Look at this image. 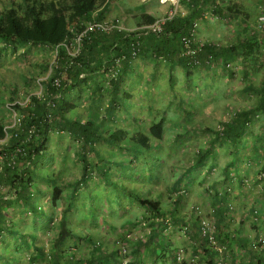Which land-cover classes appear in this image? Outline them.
<instances>
[{
  "label": "trees",
  "instance_id": "obj_1",
  "mask_svg": "<svg viewBox=\"0 0 264 264\" xmlns=\"http://www.w3.org/2000/svg\"><path fill=\"white\" fill-rule=\"evenodd\" d=\"M108 1L0 0V40L5 42L3 49L10 47L13 51H17L21 45L28 46L27 52L34 46L58 49L56 66L52 67L49 79L45 80L42 93L31 95L26 105L15 104V109L20 111L19 123L14 128L8 129L0 122V264H18L15 253L10 250L12 248L10 235L21 241L16 245V249L34 247L36 249L34 259L44 254V249L34 244L35 233L24 232L17 216L23 217L26 210H30L34 217H40L42 222H45L46 217L51 221L53 216L45 213L44 209L49 205H57L66 198L64 187L69 183L59 175L48 174L41 167L48 164L53 157L50 143L55 133L59 134L60 138L68 135L77 140L79 143L77 153L83 161L82 176L72 185V190L68 193L67 205L63 208L61 218L58 219V235L55 240L57 247L70 245L68 244L70 240L90 241V234L80 238L81 234L72 224L69 210L75 206V196L81 186L85 187L91 198L89 204L95 207L93 201L100 198L90 194L88 182L96 173L101 178L102 190L107 191L111 188L112 193L106 194L118 201L120 208L124 204L123 197L132 204L142 206L148 214L138 219L135 225L140 220H149L151 237L146 243H133L134 253L139 255L143 244L144 247H149L153 243L154 249H161V253L163 250L166 255L173 254L174 250H169L171 244L168 247L164 245L167 240L166 235L163 234L164 225L156 219L169 214L175 223L186 220L187 215L183 217L184 214L179 211L186 195L181 194L164 202L160 194L150 185L156 176L155 163L162 160L160 141L166 135L167 119L151 118L150 124L145 126L143 117L132 111L137 106L132 101L131 95L122 88L126 71L133 61L130 55L131 42L136 33L134 31L91 32L83 39L80 53L72 56L67 48L82 25L93 19V13L102 9ZM200 1L194 3L196 5L190 15H180L169 21L161 34L172 33L181 41L182 35L189 30L200 13L201 8L198 7ZM206 1L209 3V0ZM241 8L243 6L239 7L234 3L225 7L232 15L234 12H241ZM97 17L101 19L102 15ZM155 20L152 18L146 23ZM249 28L250 26L244 28L246 34ZM152 36L157 35L142 38L140 55L146 51V44ZM258 37V41L252 44H255L259 51V47L264 46V37ZM247 38L253 39L256 36ZM225 47H229V44L215 48L207 47V52L213 53L214 59L212 65L205 67L220 70L221 65L225 70H233L234 67L233 69L227 67L229 61L224 62L225 60L221 58ZM233 50L234 48L231 51ZM252 54L244 52L243 58L246 63L243 75L247 73L246 78L251 86L246 91L256 94V103L248 104L239 110H232L227 119L209 132V135L214 137L208 140L207 149L199 150L197 157L195 156L197 165L195 168L200 169L210 157L217 154V146L219 144L220 147L223 146L232 157L224 172L228 180L233 177L230 170L236 171L237 165L242 164L241 160L255 164L264 153V133L260 135L252 133L253 136L255 135L253 148L247 149L248 136L253 132V125L264 114V79L260 83L252 80L254 72L261 67L260 60L264 54L261 55L260 52ZM155 55L159 57L163 54L159 52ZM117 57H123L122 63L117 74L111 76L110 68L115 65ZM180 59L191 70L203 68L190 67L181 56ZM234 72H231L232 75ZM56 80L59 81V85ZM5 85H9V82L6 81ZM84 115L85 119H83ZM260 172L264 173V168ZM260 172L257 173L254 182L264 181V177L259 178ZM245 179L249 178H241L240 184L247 187ZM41 180L50 183L47 187L50 191L49 198L45 203L40 202L41 196L46 192L38 183ZM2 189L4 190L1 191ZM222 199L228 209V196H223ZM193 223L195 224V221ZM27 237H30L31 243ZM97 249L98 247L94 248ZM100 249L98 254L86 259L85 264L117 262L114 244L112 255L103 243ZM72 262L71 259L63 257L61 252L54 254V260L51 261L54 264H72ZM76 264L83 262L78 259Z\"/></svg>",
  "mask_w": 264,
  "mask_h": 264
},
{
  "label": "rangeland",
  "instance_id": "obj_2",
  "mask_svg": "<svg viewBox=\"0 0 264 264\" xmlns=\"http://www.w3.org/2000/svg\"><path fill=\"white\" fill-rule=\"evenodd\" d=\"M259 3H264V0L258 2L256 10ZM224 23L227 24V26H234L236 22L235 20H228V22L225 21ZM4 46V40H0V100H2L0 101V122L3 123L6 128L12 129L19 123L20 111L19 109H15V104L26 105L29 102L31 95H40L42 93L43 88L45 87V80L49 79V76L52 73V67L56 66L58 49L48 46H34L29 48L30 51L27 52L26 50L28 46L21 45L17 51H13L10 47L8 49H3ZM68 47L70 50H73V42H71ZM261 55L263 54L261 53ZM236 62L239 61L237 60ZM260 64L261 67H258L257 72H254L252 77V80L256 83H260L264 79V57H261ZM233 65H237V63L233 62ZM204 67L205 66H203V68ZM221 70V77L218 79L223 85L217 88L218 93L216 96H218V99L216 101L215 98L211 103L207 104L205 110L208 114L212 113V115H216L215 119H208L211 125L207 128L212 130H215L220 122L227 119L232 110L256 103L257 100L256 94L252 92L246 91L247 93H239V91L243 89L242 84L245 79L242 73L235 74V71V75H229V70L226 71L225 68H221ZM202 73L201 70L200 75L195 78V84L192 87V90L196 92L194 93L196 96L189 97L187 101H185L186 106H188V108L192 106L195 111L191 110V113L183 112V108H179L177 103H172V105L167 108L168 104L165 101L164 104L157 105L158 110H155L154 114L151 113L150 110L149 112L145 111L143 113L145 126L149 125L150 121L153 119L150 118L152 114L153 117L159 118L164 112L167 113L165 115V117H168V119L166 118V135L164 139L160 141L162 160L155 163L156 176L155 179L151 181L150 185H152L154 190L160 194L159 196L164 202H168L172 197L177 198L178 195L185 194L186 197L179 210L180 213L184 214L182 215L183 217L186 216V213L188 212L187 208L183 209V207H187L186 205L190 204L188 201L189 198L187 197V195H189V186L193 196H197V192L203 187H215V185H212V182L215 181L218 182V187H225L224 190L219 189L224 192L230 188L233 190L232 186H237L235 185V178L233 182H231V180H227L225 183L223 182L225 179L222 177L224 173L221 168L224 164L229 162L232 157L227 149L223 148V146L220 147V144L217 146V154L214 156V159L220 163L221 168L216 167L215 169H210L206 165L202 166L200 169L195 168L196 166L193 168L189 167L191 161L197 154V150L190 146L192 141H188V134H185L187 132V125L185 123L187 121L184 120L183 113L188 114V116L189 114L192 115L193 112L199 114L197 108L202 105L199 98L206 100L211 96L210 93H203L204 88H202V83L200 84V82L202 80L201 78H205L204 74L206 75V73ZM212 77L214 78V76ZM162 80L164 81L165 79ZM6 81L9 82V85H5ZM172 81L175 82V86H177L179 80L175 78L172 79ZM226 81H228V83ZM164 84L166 85L165 82ZM164 84H160V87H165ZM176 88L180 92L179 88ZM179 92L178 94H180ZM187 94L192 93L187 92ZM163 96L166 98L169 97V91L166 89L162 91L159 88L157 98ZM216 96L213 95V97ZM163 107H165L164 112H162ZM204 108L205 106L200 110L202 111ZM85 118L86 116L84 115L83 119ZM261 129H264V114L262 118H258L255 121L252 128L253 132L248 136V142H253L256 134H263L264 130L261 131ZM252 133H255V135L253 136ZM54 135L55 136L52 137L50 143L53 157L48 164L42 165L41 167L42 170L46 171L48 174L59 175L61 179H64L69 183L64 187L66 198L61 200L57 205H49L47 209H44L45 213H49L53 216L51 221L46 217L45 222H42L41 218L34 217L30 210H26V214L23 215V217H21V215L17 216V220L24 232L35 233V246H41L44 249V254L34 259L33 255L34 252H36V249L34 247L28 249H16V245L21 241L18 240L17 237L10 235V242H12V244H10V247H12L10 250L15 253L14 255L17 258L18 264H54L51 263V261L54 260V254L57 252H61V255L65 258L71 259L73 261L72 264H76L78 259L85 264L87 263L86 259L98 254V251L101 250L100 246L102 243L104 247L111 250L115 240L137 227L135 224L138 219L148 215L142 206L136 203L132 204L123 197L122 200L124 201V204L123 207L120 208L119 203H117L118 201H115L113 197L106 194L112 193L111 188L107 189V191L102 190L103 186L100 185L101 178L94 173L93 179H89L88 188L91 195L99 196L100 198L93 201L95 207L89 204L91 198L85 187L81 186L79 192L75 196V206L69 210L72 224H74L78 233L81 234L80 238L84 235L90 234L91 239L90 241L86 239H76L77 241L70 240L68 243L70 245L60 248L57 247L55 240L58 235V219L61 218L63 208L67 205L69 200L68 193L72 190V185L82 176L81 165L83 161L77 153V150L79 149V143L77 140L68 135H64L62 138H60L59 134L55 133ZM212 137L214 136L205 133L204 136H194L191 139L194 138L195 142H198L199 139L202 138L208 143V140ZM6 140H8V138ZM174 144H178V146L176 147ZM173 147H176V149H173ZM262 161H264L263 157L259 158L255 164L258 165V163H261ZM241 162L242 164L247 163L244 159L241 160ZM145 172L147 173V170ZM191 174H195V183H190L188 180V175ZM230 174L231 176H235V170L231 169ZM179 181L180 183H178ZM38 183L43 186L46 191L41 196L40 202H48L50 191L47 190V187L50 186V183L46 180L38 181ZM3 190L4 189L1 191ZM212 191H214V189H212ZM101 194H103L102 197ZM199 201L200 200H198V202ZM198 206L203 211L201 205ZM207 216L214 219L212 214H207ZM183 222H185V220H183ZM183 222H176V231L166 235L168 237L171 236V238L169 237L165 240L166 242H164V245L167 247L171 244L169 248L170 251L179 247H184V244L181 241V239L184 238V234L180 231ZM140 232H147V230L143 228ZM173 239L175 242L172 241ZM27 240L30 243L32 242L30 237H27ZM96 247H98L99 250H94ZM144 248L145 250L146 248L148 250H141L144 252L143 258L146 259L147 264H154L156 262L166 264L165 260L173 255H171V253L166 255L163 253V250L162 253H160L161 255L157 254L159 250L154 249L153 246H146ZM185 248L187 247L185 246ZM154 257L158 259H154ZM61 261L64 263L63 259H61Z\"/></svg>",
  "mask_w": 264,
  "mask_h": 264
},
{
  "label": "crops",
  "instance_id": "obj_3",
  "mask_svg": "<svg viewBox=\"0 0 264 264\" xmlns=\"http://www.w3.org/2000/svg\"><path fill=\"white\" fill-rule=\"evenodd\" d=\"M196 1L197 0H191L190 3L183 2L182 9L185 15L181 16L190 15L196 5H194ZM259 1L261 0H209V3H207L206 0H201L198 5L201 9L195 21L202 17L203 11L218 12L222 17H225L222 21H215L210 17L200 19L199 35L202 40L218 41L221 42L223 46L229 44V47L223 48L224 54L221 58L225 60L224 62L229 61L237 63V65H233L234 69L231 70L236 71L235 74H243L244 64L246 63L245 59L243 61L244 52L247 54L253 53L252 55L259 53L255 44H252V42L258 41L259 37L249 39L250 37L247 38L248 36L244 32V28L250 26L258 17V8L256 10V5ZM230 3H234L239 7L244 5V7L240 9L241 12H234L232 15L225 9ZM171 7V2L163 3L161 0H109L102 9L95 11V13H98V16L102 15V18H119L127 28L132 29L147 24L146 22L149 19L153 18L155 20L166 15ZM217 9H219V11L220 9L222 10L219 12ZM229 18L230 20H235L236 23L234 26H227V24L224 23L225 21L228 22ZM180 42V38L174 37L172 33L168 32L163 35L152 36L146 44V51L129 65L122 83V88L131 95L132 101L137 106V108H133V113H137L142 117L145 111L149 112L150 110V112L154 114V111L158 110L157 105L164 104L165 101L168 104L167 108L172 105V103H177L179 108H183H181L183 112L191 113V110H195L192 106L188 108L185 101H187L189 97L196 96L194 94L196 92L192 90L195 84L194 80L200 75L201 70L203 72L202 74L206 73V75L204 74L205 78H201L200 84L202 83L201 86L204 88L203 93H210L211 96L206 100L199 98L202 103V105L197 108L199 114L193 112L192 115L189 114L188 116V114L183 113V118L187 121L185 123L187 125V132L185 134H188V141H192L190 146L196 148L198 153L199 150L207 149L209 144L202 138H200L198 142H195V139L191 138L200 135L204 136L205 133L209 134L211 131V129L207 128L211 125L209 120L215 119L216 115H212V113L208 114L205 110L207 104L211 103L215 98L216 101L218 99V96H216L218 93L217 88L223 85L218 79L221 77L220 73L222 70L221 68L219 70L218 68L213 69L208 67H204L200 70H191L187 68L179 56L181 48ZM232 48H234L233 51H231ZM159 52L164 56L161 55L157 57L155 53L158 54ZM164 58L166 59L164 60ZM222 59L221 62H223ZM237 60L239 62H236ZM219 67H221V65ZM231 71H229V75H232ZM235 74L233 73V75ZM212 76H214V78ZM246 77L247 73L244 74L245 79L242 84L243 89L239 91L240 94L241 92L247 93L246 90L251 86ZM175 78L179 80L177 86H175V82L172 81V79ZM162 79L165 80L163 81ZM170 81L172 82L169 83ZM226 82L228 83V81ZM162 83L165 87H160ZM176 87L179 88L180 92ZM159 88L162 91L165 89L169 91V97L166 98L163 96L157 98ZM178 92L180 94H178ZM187 92L192 94H187ZM213 95L216 97H213ZM203 106H205V108L201 111L200 109ZM165 107H163L162 112H164ZM239 108L241 107L236 109L239 110ZM153 114L150 118H157L153 117ZM166 114L167 113L164 112L161 117H165ZM165 118L168 119V117ZM174 145L176 147L178 146V144ZM176 147H173V149H176ZM252 148V142H249V144H247V149L252 150ZM196 157L191 161L190 168L197 166L195 163ZM262 157L264 158V153ZM227 164L228 162L221 168L220 163L215 160L214 157H210L205 165L213 169L219 167L224 173ZM263 168L264 161L258 163V165L253 163L237 165L235 171L237 176L235 175L230 179L231 182H233L234 178L236 179L237 177L238 179H236L235 184L237 186H232L233 190L231 193H226L227 190H225V192L219 190H224L225 187L219 186V188L217 186L218 182L216 181L212 182V185H215V187H203L197 192V196L192 195L189 186V195H187V197L189 198L188 201L190 204L186 205L187 207H183V209L187 208L189 211L193 206L198 204L201 205L205 215L212 214L214 216V220L219 229L220 240L229 247L228 256L226 258L227 264H264V246L256 244L258 237L264 236V181H253L256 180L257 173ZM188 176L189 182L195 183V174ZM222 177L225 179L223 182H227L228 179L225 173ZM241 178H249L251 180L247 187L240 184ZM212 189H214V191H212ZM230 194L232 195L230 198L228 197V202L231 201L235 205L233 211L228 208V205V209H226L225 203L223 204L222 202V197L226 195L229 196ZM198 200L200 201L198 202ZM224 207L225 209H223ZM186 218L188 219L189 217ZM198 235L197 227L194 223L192 224L190 232L188 234L184 233V238H182L181 241L184 247H187L189 253L195 254L196 248L205 247L201 237ZM166 237L167 239L169 237L171 238V236ZM172 241L175 242L174 239ZM152 245L150 244L149 246L151 247ZM144 246L145 244L141 247L143 250H145ZM158 250L161 251V249ZM110 251L112 255V249ZM143 253L144 252H141L139 255L134 254L135 260L146 262V259L143 258ZM189 255L193 256L192 254ZM154 259L158 258L154 257ZM213 259L216 260L215 254L212 250L207 249V253L202 256L204 264H208V261L209 264L212 263ZM189 261L187 264L192 263Z\"/></svg>",
  "mask_w": 264,
  "mask_h": 264
},
{
  "label": "built area",
  "instance_id": "obj_4",
  "mask_svg": "<svg viewBox=\"0 0 264 264\" xmlns=\"http://www.w3.org/2000/svg\"><path fill=\"white\" fill-rule=\"evenodd\" d=\"M163 3L171 2L172 7L166 13V15L157 18L154 22L140 25L136 28H127L119 18H102L99 19L98 13H93V19L85 22L82 25L80 31L75 35L73 40V50H70L68 45V51L72 56L80 53L83 46V39L88 36L91 32H105L110 33L112 31L119 32H135L136 36H133L131 42V60H136L141 53L142 49V38L148 37L150 35H159L164 32V29L167 23L177 16L185 15L184 10L182 9L183 2L190 3L191 0H161ZM202 17L193 22L189 30L184 33L181 37V50L180 56L185 60L188 66L193 68H200L203 66L212 65L214 54L207 52V47H222V43L218 41L202 40L200 38L199 25L200 19L210 17L215 21H222L225 17H222L218 12H207L203 11ZM230 20V19H229ZM247 36H260L264 37V3L258 5V17L250 25ZM259 52L264 54V46L259 47ZM123 57H117L115 59V65L110 68L111 76H115L118 72L119 67L121 66ZM165 60V59H164ZM228 68L233 69V63L229 62L227 64ZM57 85L59 81L56 80ZM235 112H233V115ZM264 177V173L260 172L259 178ZM247 185L251 182L249 179H245ZM232 188L227 189L226 193H231ZM228 196V195H227ZM231 194L228 196L230 198ZM228 208L233 211L234 204L229 201ZM188 211V210H187ZM188 219L183 222L180 231L184 234H188L191 230L193 221H195L197 227L198 236L201 237L202 242L205 247L196 248L195 254L189 253L188 249L185 247H179L173 251V255L170 258H165L166 264H187L190 260L191 264H204L202 256L207 253V249L212 250L216 256V260L213 259L210 264H227V256L229 247L222 243L219 237V229L217 223L214 219L209 218L203 213L201 208L198 205L193 206L187 213ZM157 222H162L164 225V235H169L174 233L177 229L175 222L172 217L167 214L163 218H157ZM137 227L133 228L131 231L127 232L122 238L114 241V249L116 251V261L109 262L107 264H147L145 261H137L134 258V245L133 243L149 241L151 237V226L150 222L146 219L140 220ZM147 230V232H140L141 229ZM257 245L264 246V236H259L256 242ZM159 250L157 254H160ZM192 254L193 256L189 255ZM191 256V257H190ZM190 257V258H189ZM189 261V262H190ZM154 264H161L156 262ZM207 264V263H206ZM209 264V261H208Z\"/></svg>",
  "mask_w": 264,
  "mask_h": 264
}]
</instances>
